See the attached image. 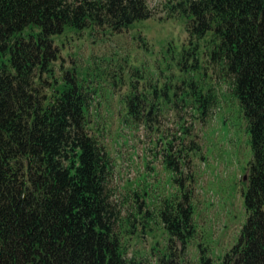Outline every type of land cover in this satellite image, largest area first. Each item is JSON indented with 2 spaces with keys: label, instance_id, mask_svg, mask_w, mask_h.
<instances>
[{
  "label": "trees",
  "instance_id": "1",
  "mask_svg": "<svg viewBox=\"0 0 264 264\" xmlns=\"http://www.w3.org/2000/svg\"><path fill=\"white\" fill-rule=\"evenodd\" d=\"M164 11L186 20L177 62L184 75L174 86L133 84L128 117L154 129L166 103L209 117L218 105L209 70H220L252 151L246 221L221 264H264V0H168ZM154 16L149 0H0V264H145L123 244L122 212L109 192L112 159L88 119L94 91L76 70L55 78V37L68 27L120 33ZM171 150L168 168L182 172L187 160ZM192 197L187 188L159 208L169 240L158 264H183L197 231Z\"/></svg>",
  "mask_w": 264,
  "mask_h": 264
},
{
  "label": "rangeland",
  "instance_id": "2",
  "mask_svg": "<svg viewBox=\"0 0 264 264\" xmlns=\"http://www.w3.org/2000/svg\"><path fill=\"white\" fill-rule=\"evenodd\" d=\"M167 1L149 0L155 16L120 33L109 28H66L55 37L60 48L55 78L61 82L66 70H76L87 90L94 91L88 119L92 134L112 159L109 192L122 212L128 256L145 264L159 263L168 251L169 233L157 212L163 202L188 188L197 231L183 252V264H221L246 221L243 194L252 158L247 121L229 82L219 69L209 70L218 98L209 117L202 118L190 106L170 103L154 129L128 117L126 98L133 84L139 90L154 84L174 86L184 75L177 62L188 42L186 20L166 19ZM203 59L207 61V56ZM194 146L198 149L193 151ZM169 150L186 158L182 172L168 168ZM175 178H183L184 190Z\"/></svg>",
  "mask_w": 264,
  "mask_h": 264
}]
</instances>
